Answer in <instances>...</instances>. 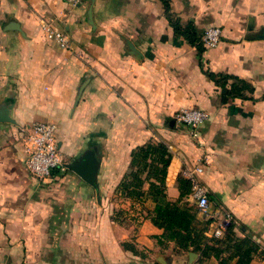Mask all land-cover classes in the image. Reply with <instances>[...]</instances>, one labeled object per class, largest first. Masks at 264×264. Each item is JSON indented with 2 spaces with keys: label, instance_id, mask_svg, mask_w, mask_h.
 <instances>
[{
  "label": "crops",
  "instance_id": "0c3cea01",
  "mask_svg": "<svg viewBox=\"0 0 264 264\" xmlns=\"http://www.w3.org/2000/svg\"><path fill=\"white\" fill-rule=\"evenodd\" d=\"M171 5L201 35L220 27L219 44L200 53L176 37L162 0H0V103H12L16 121L0 123V233L14 229L49 264H220L159 242L164 230L149 216L154 201L117 193L131 151L150 140L172 154L169 199L179 197V176L202 167L211 209L230 211L240 234L264 248V0ZM44 23L62 31L70 48L49 39ZM210 73L237 76L252 90L228 95L233 80L222 87ZM181 108L209 114L197 136L176 120ZM40 121L57 125L66 162L95 152L100 200L69 169L45 181L29 173L24 129Z\"/></svg>",
  "mask_w": 264,
  "mask_h": 264
},
{
  "label": "trees",
  "instance_id": "16d2710c",
  "mask_svg": "<svg viewBox=\"0 0 264 264\" xmlns=\"http://www.w3.org/2000/svg\"><path fill=\"white\" fill-rule=\"evenodd\" d=\"M165 15L176 37H183L192 45L204 51L202 35L192 22L183 23L181 17L172 10L171 0H162ZM218 85L225 87L233 80L228 95L245 97L246 90H252L249 83L237 76L209 74ZM225 100V99H224ZM172 154L167 144L150 140L136 146L130 154L129 170L117 186V193L133 201L150 198L155 206L149 214L152 223L164 230L159 242L172 241L179 252L194 251L199 254L200 262L215 257L220 264H250L255 258L264 259V248L249 234H237L239 225L232 219L224 238L208 235L207 224L199 219L197 207L189 202L191 180L185 176L177 178L179 197L168 198L166 181ZM125 248L137 253L136 247L124 242Z\"/></svg>",
  "mask_w": 264,
  "mask_h": 264
},
{
  "label": "built area",
  "instance_id": "2783aa9c",
  "mask_svg": "<svg viewBox=\"0 0 264 264\" xmlns=\"http://www.w3.org/2000/svg\"><path fill=\"white\" fill-rule=\"evenodd\" d=\"M67 1L73 5H77L84 0ZM44 29L48 38L55 40L61 48H70V42L62 31L49 23H44ZM221 36V28L212 26L204 31L202 41L205 47L214 48L219 44ZM175 118L179 123L187 125L191 129L193 136H197L199 126L209 118V114L200 108H183L179 110ZM24 130L27 132V158L25 165L32 176L39 181H45L52 177L54 171L64 172L67 170L59 146L56 124L47 121L34 122L25 127ZM202 171V167L188 169L185 171V176L191 180V196L196 201V207L202 212H208L210 202L207 189L201 184L199 179V174ZM212 216L214 218L222 216L216 223V227L219 225L217 233L226 230L232 221V216L227 211L223 213L217 211Z\"/></svg>",
  "mask_w": 264,
  "mask_h": 264
},
{
  "label": "rangeland",
  "instance_id": "374dc122",
  "mask_svg": "<svg viewBox=\"0 0 264 264\" xmlns=\"http://www.w3.org/2000/svg\"><path fill=\"white\" fill-rule=\"evenodd\" d=\"M220 40H221V38H220ZM181 109H183V108H181ZM178 112L179 111H177L175 113V117L178 114ZM65 163H66V161H65ZM190 196H191V194H190ZM189 199H191V197H189ZM191 200H189L190 203H191ZM193 200H192V203L194 205H196V201L195 200L193 201ZM220 212L223 213L226 211H220ZM227 212L231 213L228 210H227ZM198 213L200 215L199 219L202 222L206 223L207 221H210V219H213V220L215 219L212 216V214H214V210L211 209V207H210L208 212H202L198 209ZM116 215H117V220L122 221V219H121V217L123 216L122 213L116 212ZM217 221H218V219L216 220V222ZM212 223H211V225H210V223L207 224L208 230L209 229L211 230ZM218 228H219V225L217 227L214 226V228H212L211 236H213L214 238L216 237V238L222 239V238H224L226 230H222L220 233H217ZM239 229H240V226H239ZM240 230L236 231L237 234H240ZM8 233L9 234L3 233V232L0 233V264H49V262L51 263L50 258H47L46 256L41 257L42 254H40L39 251H37L38 249H40L39 245L37 248V246H35L33 244V242L18 241L17 239H15L14 236H12L14 233V229L13 230L9 229ZM4 237H5V239H3ZM34 250H36V252L34 255L31 256V253H32V251L34 252ZM43 254L46 255L47 252L44 251Z\"/></svg>",
  "mask_w": 264,
  "mask_h": 264
},
{
  "label": "water",
  "instance_id": "95a60500",
  "mask_svg": "<svg viewBox=\"0 0 264 264\" xmlns=\"http://www.w3.org/2000/svg\"><path fill=\"white\" fill-rule=\"evenodd\" d=\"M130 47L133 50L135 49L132 45ZM78 100L79 99H77V101ZM12 109V103H9L7 101H3L0 103V123H16L12 115ZM65 165L69 170L75 172L87 183L94 186L97 189V196L100 200L101 194L97 178L100 161L96 158L95 152L92 149H86L72 161L66 162ZM190 254L193 256L196 253L190 252Z\"/></svg>",
  "mask_w": 264,
  "mask_h": 264
}]
</instances>
